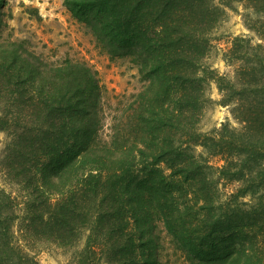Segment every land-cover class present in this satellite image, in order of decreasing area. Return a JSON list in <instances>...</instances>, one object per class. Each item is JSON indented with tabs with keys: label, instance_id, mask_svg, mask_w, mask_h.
I'll return each mask as SVG.
<instances>
[{
	"label": "trees",
	"instance_id": "obj_1",
	"mask_svg": "<svg viewBox=\"0 0 264 264\" xmlns=\"http://www.w3.org/2000/svg\"><path fill=\"white\" fill-rule=\"evenodd\" d=\"M248 1L256 18L248 27L261 39L252 49L264 55V0ZM63 2L110 55L137 65L141 86L114 108L105 132L91 67L49 60L14 39L0 0V132L8 136L0 170L19 193L0 186V264H41L37 253L51 247H75L74 264H162L160 229L179 253L176 264H264V164L239 161L250 148L234 132L211 137L222 165L189 148L214 76L202 60L219 5ZM248 40L235 37L231 48H249ZM259 89L257 129L264 83ZM245 176L247 185L222 196L221 184ZM249 193L256 202L245 206Z\"/></svg>",
	"mask_w": 264,
	"mask_h": 264
},
{
	"label": "rangeland",
	"instance_id": "obj_2",
	"mask_svg": "<svg viewBox=\"0 0 264 264\" xmlns=\"http://www.w3.org/2000/svg\"><path fill=\"white\" fill-rule=\"evenodd\" d=\"M64 0H6L3 19L7 23L6 32H11L14 39L26 41L31 50L42 53L49 60L62 61L69 57L84 61L94 71L102 87V103L104 107V131L111 123L114 108L128 104L131 94L140 89L141 77L136 64L125 56H112L96 37L73 16L64 5ZM219 5L216 26L212 31V47L204 56L202 63L212 70L213 78L206 85V100L200 118L196 123V133L189 132L192 147L190 152L208 157L209 163L219 166L225 163L220 154H212L214 142L220 138L222 131L229 136L236 135L238 143L249 146L248 154L239 158L246 163L258 167L264 164V128L257 129L253 119L258 114L256 101L260 98L259 85L264 83V66L259 63L264 55L253 50L261 42L258 34L249 29L248 23L254 21L248 0H213ZM235 37L249 39L250 47L240 43L243 50L234 51L232 40ZM247 44V43H246ZM109 104V105H107ZM255 105V106H250ZM251 119L248 122V119ZM249 117L248 119H246ZM226 126V127H225ZM211 137H214L213 141ZM181 136V139L185 140ZM8 136L0 132V160L4 152ZM199 141L207 144L203 146ZM246 141L248 143H246ZM239 144V145H241ZM193 150V151H192ZM1 168V165H0ZM228 183V184H227ZM221 184L222 196L229 191L248 184L245 176L242 181ZM0 186L18 193V188L0 170ZM18 201H22L18 198ZM245 206L256 202V194L243 197ZM160 259L162 264H176L179 253L169 242L163 229L158 232ZM71 247V246H70ZM54 251L44 249L37 253L41 264H74L71 250Z\"/></svg>",
	"mask_w": 264,
	"mask_h": 264
}]
</instances>
